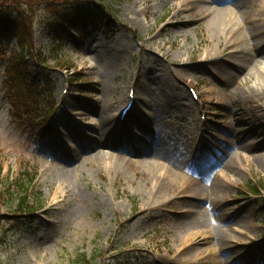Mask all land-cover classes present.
Here are the masks:
<instances>
[{
  "label": "rangeland",
  "instance_id": "1",
  "mask_svg": "<svg viewBox=\"0 0 264 264\" xmlns=\"http://www.w3.org/2000/svg\"><path fill=\"white\" fill-rule=\"evenodd\" d=\"M62 1L47 0L55 8H46L44 0H31L21 10L34 20L26 54L14 40L0 37V181L19 183L27 171L36 175L34 189L45 204L31 216L17 217L10 199L0 197V264H76L83 256L88 264H184L185 258L196 263L210 251L203 238L213 240L220 229L231 240L222 245L225 252L217 261L206 264H236L231 256L239 264H264V187L258 194L250 188L264 181V147H259L262 138L253 135L258 122L251 123L249 116L254 111L238 91L246 68L236 70L228 58L206 60L195 51L199 46L212 47L213 53L219 49L203 20L207 0L166 5L165 0H95L107 18L103 27L90 28L79 51L69 34L60 42L52 39L68 33L54 19ZM246 9L254 15L258 7ZM246 9L240 7L236 16L245 17ZM121 36L131 48L115 45ZM140 65L145 73L138 78ZM225 70L234 77L228 79ZM148 71L152 79L146 88L141 80ZM134 86L139 100L129 122L139 125L128 124L134 133L117 138V149L96 148L104 138L100 109L112 102L107 113L118 117L127 102L122 94L129 96ZM256 109L264 113V99ZM72 126L77 136L68 135ZM130 138L146 152L174 157L185 177L154 189L150 172L136 165L142 155L127 154ZM228 141L238 142L237 147L221 162ZM249 144H257L256 152L226 167ZM53 147L67 158L59 163ZM98 151L115 155L114 160L102 161ZM118 152L130 161L117 159ZM212 162L202 174L200 168ZM73 169L77 173L69 178L66 170ZM218 172L223 175L216 180ZM217 181L224 186L220 196L214 194L220 206L212 209L214 196L194 199L202 194L199 184ZM190 201L197 207L184 218ZM200 228L207 232L190 243L179 238V232Z\"/></svg>",
  "mask_w": 264,
  "mask_h": 264
},
{
  "label": "bare ground",
  "instance_id": "2",
  "mask_svg": "<svg viewBox=\"0 0 264 264\" xmlns=\"http://www.w3.org/2000/svg\"><path fill=\"white\" fill-rule=\"evenodd\" d=\"M171 0H165L164 5L169 4ZM233 4H236L234 6ZM207 5V6H206ZM257 6L258 10L254 15H251L249 13V7ZM137 7V4L135 5ZM209 7V8H208ZM240 7H243L246 9L245 17L240 18L236 16L238 13V9ZM132 12L135 11L134 8H131ZM202 10L208 13L206 17H204V22L207 24V28L210 31V34H213L214 38L218 41V52L213 53V48L208 46L207 50H203L201 46L195 49L197 53H200V57L204 58L206 60H211L212 58H228L232 63L235 64L236 70H243L246 68V76L244 79H242L241 83L238 86L239 94L242 95L244 100H246L247 104L251 105V110L254 112L250 114L249 120L251 123L258 122L253 128V135L254 137L262 138V142L259 147H264V113L258 112L256 109L259 106L260 101L264 99V67L261 65L264 61V54H261V51L264 49V0H207L205 6H203ZM187 12L192 15L193 9L188 8L186 10ZM245 12V10H244ZM250 14V15H249ZM133 19L136 23L142 24V19L132 14ZM189 23V21H188ZM147 28H145L146 30ZM183 30V28H181ZM182 35V33H179ZM223 35V37L221 36ZM224 36L226 38V41H224ZM121 43V44H119ZM154 44H151L152 46H157L156 41H153ZM117 47L124 48V47H132V44H130L127 39L124 38V36H121L117 42L115 43ZM159 47V46H158ZM154 50H162L159 48H155ZM186 52L179 53V57H182L185 53L189 51L186 49ZM169 60H173L169 57ZM214 60V59H213ZM92 65H90L91 67ZM248 68V70H247ZM225 75L228 79L234 77V73L232 71L225 70ZM223 72V73H224ZM145 71L142 70V66H138V78L142 77L144 75ZM149 71L146 72V80H141V85L146 86V88H149L148 83H150V78L148 76ZM219 76V75H218ZM226 80H223L225 82ZM135 88V86H134ZM139 89V88H138ZM136 90V88H135ZM139 91V90H138ZM179 94H184L183 91H180ZM128 99V95L126 96L125 93L122 94L123 101L125 99ZM129 100V99H128ZM139 100V97L136 99L135 103L137 104ZM114 103H110L107 107L100 109L99 116L101 120V132L103 133L102 136H104L103 140L98 141L96 143L97 147H109L111 149H117L119 147V141L117 138L122 137V134L127 136V131L124 128V125L121 124L118 117L113 116L111 117V114L107 113V108L112 107ZM147 106V103L144 104ZM134 106V105H133ZM132 109V108H131ZM143 111V110H142ZM144 112V111H143ZM145 113V112H144ZM246 119V118H245ZM248 120V119H247ZM137 125V124H136ZM69 131V130H68ZM229 132V130H228ZM78 130L73 126L71 130L69 131L68 135L71 136H77ZM131 140L127 139L131 144L128 145V152L127 154L135 155V157H141V159L135 160L136 165L144 168L145 170H148L149 173V179L153 181V187L154 189H158L161 186H163L166 182L170 183H178L177 181L181 179V177H185V174L180 170L184 169L181 164L178 163L177 160H175L174 157L163 154L160 151L154 152L152 149L148 148L147 150H142L140 147L136 146L133 142L134 139L130 138ZM238 143V142H237ZM237 143H232V141H228L225 145V149L222 152V156L220 158V161L223 162L224 158L227 157L230 148L237 147ZM258 144V143H257ZM246 145L244 146V153H238L235 157H231V159L226 161V167H232L240 157L242 158H249V155L251 153L256 152L255 148L257 149L256 145ZM52 146H54V142L51 143ZM84 146H86L84 144ZM90 147V145L88 146ZM87 147V148H88ZM243 147V145H241ZM59 147H53L55 151V155H57V159L60 162L64 160V158H67V156H64L65 151H61L58 149ZM86 148V149H87ZM159 150V149H158ZM97 158L101 159L102 161L114 160L115 155H107L104 154L102 151H98ZM123 156V153H117L116 158L119 159ZM255 158L262 159L261 155L255 156ZM123 159V161L129 162L130 159ZM214 163H210L208 168L204 169L203 167L200 168V171L202 174L207 173V170L209 167L213 166ZM57 166V165H56ZM58 167V166H57ZM66 168L65 166H63ZM77 173V171L73 170H66V174L69 178L74 177V175ZM223 173L226 172L225 170ZM223 174L218 172L216 173V180H219ZM219 182L213 183L211 186H204L200 185V189L202 194H197L194 196V199H203V198H209V196H214L212 209L220 206V201L217 200L214 194L217 196H220L218 194V191L224 188L223 185H219ZM153 191V190H152ZM197 207V204L195 202L190 201L186 212L182 215L184 218H186L189 214H191L194 209ZM84 217L86 216L85 212H80ZM81 215V216H82ZM186 215V216H185ZM222 215L220 213L218 217ZM181 218V216H180ZM229 216L227 217V219ZM230 219V218H229ZM240 223H244V221H239ZM252 230H256L257 228H251ZM201 231V232H200ZM200 231H196L195 229H190L188 231L179 232V238L183 240V243H190L193 241L197 236L203 235L204 229L200 228ZM226 232L222 229H220L217 234L215 235V238L211 240L210 237L206 236L203 239V244H208V252L201 255L199 258H197V262L187 263L186 260L188 258L184 259V264H206L210 262V259L217 261L218 258L225 252L222 247V245H227L226 243L231 240L228 234H225ZM237 233L242 236L244 235V232L237 231ZM211 248L216 249L215 252ZM180 249V248H179ZM185 250H181L179 254H183ZM180 261V258L177 257ZM232 263L239 264L241 260L237 259L234 256H231ZM190 261V260H189ZM201 261H205V263H200Z\"/></svg>",
  "mask_w": 264,
  "mask_h": 264
},
{
  "label": "trees",
  "instance_id": "3",
  "mask_svg": "<svg viewBox=\"0 0 264 264\" xmlns=\"http://www.w3.org/2000/svg\"><path fill=\"white\" fill-rule=\"evenodd\" d=\"M44 3L46 7L49 6V8H55L53 7L55 5H49L47 0H44ZM50 3L52 4L53 2ZM58 4L60 7L57 8L58 11L55 13V17L57 18L59 26L62 24L64 26V23L67 22L66 20H70L68 15L67 18L63 19L64 13L68 10L73 11V16L76 15L77 18H80L81 16V19H87V21L88 19L94 18L96 20H102L104 17L102 11L97 12L95 11V8L91 9L90 6L83 7L82 4L79 5V3H77V0L73 2L66 0L65 2H58ZM27 5H32L31 0H0V31L11 35L17 40L19 46L22 48L21 54L29 52L30 44L33 41L32 29L34 26V20L21 11ZM74 30L79 32V34L83 33V30L81 32L79 28ZM28 178V184L21 181L16 187L10 183L3 184V182L0 181V197L4 196L7 199L9 198L10 205L13 211L17 214L23 213V215H28L30 212L32 213L34 210L36 211L42 206V201L39 199L41 197L39 192L33 193L31 190L33 187L34 177L29 175ZM252 190L254 192H258V187L254 186ZM36 203H38V205ZM77 262L78 264H86L87 260L83 257L82 262Z\"/></svg>",
  "mask_w": 264,
  "mask_h": 264
}]
</instances>
